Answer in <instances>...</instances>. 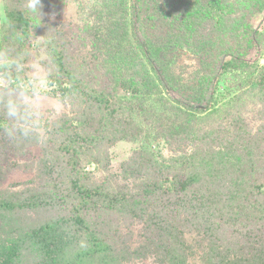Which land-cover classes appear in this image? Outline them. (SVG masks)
Returning a JSON list of instances; mask_svg holds the SVG:
<instances>
[{
	"label": "rangeland",
	"instance_id": "1",
	"mask_svg": "<svg viewBox=\"0 0 264 264\" xmlns=\"http://www.w3.org/2000/svg\"><path fill=\"white\" fill-rule=\"evenodd\" d=\"M237 1H240V6ZM261 1L264 0H197L195 4L194 0L141 1L143 31L158 47L161 66L177 92L162 87L140 54L130 25L129 0H41V23L34 25L31 16L30 26L33 28L30 27L27 34L22 32V0H0V64L8 65L7 71L0 68V81L10 76L16 79L13 86L22 83L31 89L33 77L47 76L46 85L43 79L36 81V90L43 94L46 141H24L16 138L15 133L13 138H9L0 128L1 198L24 199L35 193L44 199L48 196L47 186L54 182L60 186L61 181L64 183L60 189L64 191H60L64 194L70 191L71 183L64 171L60 176L43 173L47 168L45 164L52 162L51 158L59 167L68 162L70 165L76 163L72 155L56 150L57 144L65 141V135L59 125H55L56 132L49 135L53 131L51 124H63L72 134L78 133L74 132L75 125L68 118L86 104L85 88L101 86L100 69L104 80L115 87L116 90L112 87L108 90L116 92L117 98L121 99V106L114 101L115 106L120 108L118 116L123 123L126 122L125 125H130L132 133L120 138L117 136L116 143L107 146V140L112 137V133L108 132L104 143L107 152L102 151L95 157L99 163L93 161L89 152L79 156L78 160H82L77 162L79 178L87 186L104 182L106 177L115 185L114 178L118 177L116 173L120 172L121 163L136 156V153L155 155L157 159L168 158L178 145L175 143L174 125L179 123L178 119L187 118L189 114L172 100L173 94H197V91L206 88L204 80L214 74L219 57L234 48L246 50L248 65L222 71L216 86L214 107L205 112H192L191 116H196V119L190 126L194 127L192 131L195 133L202 134L199 128L203 126L206 132L214 135L219 131L221 138L231 140L239 137L237 132L241 124L252 135L262 137L261 144H257V140L252 142L253 147L259 145L257 149L264 151V3ZM220 2L223 3L221 7L218 5ZM237 7L240 9L236 13L234 9ZM243 7L250 16L242 18ZM190 14L194 15L193 19H190ZM257 35L261 48L258 52L254 43L248 42L250 37ZM64 43L67 54L74 58L77 67L91 71L95 77V83L83 85L85 88L82 91L78 88L62 90L69 88L66 77H63L61 87L49 82V72L55 73L50 67V50L62 51ZM110 55H115L114 64L107 61ZM2 123L3 113L0 112ZM5 126L11 127L8 124ZM243 126L241 129L244 130ZM185 145L198 160L207 150L203 143L185 142ZM45 149L48 153L44 152ZM107 157L110 159L108 165L104 164ZM46 200V206L22 209L15 214H0V223L4 226L0 228V248L6 239L16 244L22 253V264H89L91 261H95L93 264H168L169 261L158 253L139 257L133 252L155 234L145 229L142 221L131 214H112L109 216L113 221L103 228L102 222L107 216L103 218V210L99 211L101 217H93L94 223L98 224L93 225V229L99 231L100 237L105 238L111 247L113 245L112 249L103 253L89 251L94 255L79 258L83 256L81 254L77 258L79 246L69 243L66 253H63L64 244L58 245L55 240L65 235L64 226L57 230V235L52 233L45 239L39 235L31 236L34 233L32 230H39L46 223L51 226L61 218L72 216L74 212L71 209L77 200L70 195L62 201L56 194ZM254 222L253 219L244 221L252 230ZM115 229L119 230V234ZM229 236L233 237V234ZM250 237L253 238L251 234ZM63 239L60 241L64 242ZM200 240L201 236L197 233L185 234V241L190 247L184 252V264H201L200 249L208 242ZM242 242L232 249V257L240 253ZM126 249L131 251V256H127ZM0 258L3 256L0 255ZM14 264H20V261Z\"/></svg>",
	"mask_w": 264,
	"mask_h": 264
},
{
	"label": "trees",
	"instance_id": "2",
	"mask_svg": "<svg viewBox=\"0 0 264 264\" xmlns=\"http://www.w3.org/2000/svg\"><path fill=\"white\" fill-rule=\"evenodd\" d=\"M129 1L132 33L146 65L164 89L179 92L174 88L172 80L164 73L158 47L143 31L142 0ZM27 2L28 0H22V24L24 25L22 32L26 34L30 27L33 28L30 26L32 22L31 14L27 10ZM196 2L197 0H194L193 4ZM237 2L240 6V1ZM261 2L264 3V1ZM218 5L221 7L223 3L220 2ZM239 9L237 7L234 11L237 13ZM259 9L263 8L259 6ZM241 11L242 18L250 16L245 8ZM193 17L194 15L190 14V19ZM54 34L56 35L55 32ZM250 38L248 42L252 45L254 43L256 52L260 51L258 35ZM65 45L66 43L62 51H57L55 48L50 50L52 64L50 67L54 68L55 73L49 72V82L61 87L62 79L66 77L69 88H61L62 90L78 88L82 91L85 88L83 85L95 83V77L91 71L77 67L74 58L67 54ZM246 55V50L238 51L236 48L230 50L227 55L225 53L219 57L218 62L215 63L217 67L214 68V74L204 80L207 84L206 88L197 91V94L181 93L178 96L173 94L172 100L174 99L173 101L189 114L187 118L178 119L179 123L174 125L175 143L178 145L168 158L157 159L155 155L136 153V156L125 159L121 163V170L116 173L118 177L114 178L115 185L109 177H106L103 183L87 186L86 182L79 178L77 162H82L78 160L79 156L89 152L92 154L93 161L97 162L95 157L102 151L107 152L104 143L108 132L112 133V137L107 140V146L116 143L117 136L120 138L132 133L130 125H125L126 122L123 123L118 116L120 108L115 106V103L121 106V99L117 98L116 92L108 90L113 85L104 80V73L100 69L99 76L102 81L99 84L101 86L85 88L86 104L78 113L68 118L72 121L71 124L75 125L74 132L78 133L72 134L71 130L63 124H51L53 131L49 135L56 132L55 125H59L65 135V141L59 142L56 150L72 155L76 163L70 165L68 162L59 167L51 158L52 162L45 164L47 168L43 173L51 176L56 173L60 176L64 171L63 173L71 183L70 191L65 194L61 192L64 191L60 189L64 183L61 181L60 186L56 182L47 186L49 189H46V195L48 196L44 199L40 197V194L35 193L24 199L21 197L3 199L0 194V209L3 208L0 214L5 212L15 214L22 209L46 206L47 197H52L54 194L62 201L73 195L77 202L72 206L71 211L74 212L72 216L61 218L51 226L47 223L42 224L39 230L33 228L34 233L31 236L39 235L45 239L52 233L57 235V230L64 226L65 235L58 236L55 240L57 244L59 243L58 245L64 244L63 253H66L69 243L79 246L77 258L81 254L83 256L79 258L93 256L94 253L90 254L89 251L108 252L113 245L111 247L105 238L100 237V232L93 229V225H98L94 223L93 217H101L99 211L103 210L105 211L102 213L103 218L107 215L102 222L103 228L106 223L113 221L109 215L130 216L131 214L143 222L145 229L155 233L153 238H147L145 244L133 250L139 257L155 252L169 261L168 264H184V252L190 247L185 241V234L197 233L201 236L200 241L208 242L200 249L201 264H264V234L262 233L264 232V151L257 149L259 145L257 148L253 147L252 142L257 140V144H261L262 137L252 135L241 124L238 127V134L236 133L239 137L231 140L221 138L219 131L214 135L210 134L204 130L203 126L199 128L202 134L195 133L192 131L194 127L190 126V123L196 119V116H191L192 112H205L214 107L216 86L222 71L231 67L247 66L249 60ZM107 61L114 64L115 55H110ZM114 72L116 73V70ZM108 73L112 75L111 72ZM9 79L11 83L16 80L10 76ZM173 123L172 121L171 125ZM90 128L93 129L90 130ZM185 142L205 144L207 150L203 158L198 160L195 155L189 153ZM44 152L48 153L46 149ZM109 160L107 157L104 164L108 165ZM103 167L107 168V166ZM250 219L255 220L253 230L247 228L244 223L245 220ZM3 227L0 223V228ZM115 230L119 234V230ZM102 234L104 235V231ZM229 234H233V237ZM63 237L64 242L60 241ZM241 240L243 242L240 253H235L232 257V249ZM221 241L224 243L221 244ZM3 243L0 248L2 251L0 255L3 256L0 258V264H14L19 261L22 264L20 248L7 239ZM126 253L127 256L132 254L127 249ZM94 262L91 261L89 264Z\"/></svg>",
	"mask_w": 264,
	"mask_h": 264
},
{
	"label": "clouds",
	"instance_id": "3",
	"mask_svg": "<svg viewBox=\"0 0 264 264\" xmlns=\"http://www.w3.org/2000/svg\"><path fill=\"white\" fill-rule=\"evenodd\" d=\"M41 0H28L27 10L34 18V25L41 23ZM0 68L7 71L8 65L0 64ZM43 79L47 84V76L33 77L31 89L22 83L13 86L6 76L0 81V112L3 113L4 133L9 138L15 137L24 141H46L45 108L42 103V93L37 91L36 81ZM5 124L11 127H6Z\"/></svg>",
	"mask_w": 264,
	"mask_h": 264
}]
</instances>
